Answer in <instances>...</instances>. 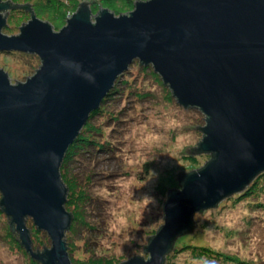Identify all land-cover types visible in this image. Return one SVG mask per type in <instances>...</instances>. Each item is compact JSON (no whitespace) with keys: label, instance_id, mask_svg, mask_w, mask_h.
<instances>
[{"label":"water","instance_id":"1","mask_svg":"<svg viewBox=\"0 0 264 264\" xmlns=\"http://www.w3.org/2000/svg\"><path fill=\"white\" fill-rule=\"evenodd\" d=\"M9 7L0 0V52L35 53L42 63L17 84L0 68V203L34 259L75 264L62 165L136 60L153 65L178 102L207 115L205 126L182 128L203 129L200 149L215 158L193 168L165 201V224L143 244L149 258L135 255L122 264H164L196 212L264 171V0H146L118 15L83 8L61 30L33 15L16 35L3 32ZM195 147L181 153L193 155ZM29 217L52 238L44 253L32 248Z\"/></svg>","mask_w":264,"mask_h":264},{"label":"rangeland","instance_id":"2","mask_svg":"<svg viewBox=\"0 0 264 264\" xmlns=\"http://www.w3.org/2000/svg\"><path fill=\"white\" fill-rule=\"evenodd\" d=\"M67 2L72 6L79 1ZM31 17L16 11L8 34H20V26ZM23 53L0 52V68L9 73L14 84L26 82L41 67L42 62L37 61L30 65V56ZM138 61L126 71L130 72L127 82H118L120 90L102 104L113 111L108 118L102 111L97 122L100 125L102 118L108 121L106 135L99 138L105 140V149L96 145L89 146L88 152L82 149L72 165L69 177H77V184L70 207L77 220L70 229L69 244L76 264L121 263L135 255L149 258L143 244L149 245L147 237L156 235L165 224L168 189L181 190L179 174L201 168L211 158L209 153H181L187 145L198 146L205 135L203 129L182 126H205L207 115L178 102L154 72L139 70ZM194 218L196 230L178 239L167 264H264V173L248 188L229 195L218 206L196 212ZM27 225L36 252L52 248L51 236L32 217ZM197 245L216 252L196 249ZM0 264H43L33 259L2 209Z\"/></svg>","mask_w":264,"mask_h":264},{"label":"trees","instance_id":"3","mask_svg":"<svg viewBox=\"0 0 264 264\" xmlns=\"http://www.w3.org/2000/svg\"><path fill=\"white\" fill-rule=\"evenodd\" d=\"M2 1H4V2H6V3H8L10 5L9 11L5 12V17L8 20V25L4 29H5V31L7 33L8 32L11 33L12 32L11 31L12 25H11V20L10 19L13 18V16H14L16 11H19L23 15H25L26 13H30L31 16L37 15L41 19H44V20H46L48 22H51L52 25L54 26V29L61 30V27H63L67 23V21L69 19V15H71V14H73V13H75V12H77V11L83 9V8L89 9L92 12L93 15L98 14L102 9H106V8L110 9L111 11H113L116 15H118V14H129V12H131L140 1H146V0H77V1H79L78 4L75 3V4H72V6L68 4L69 1L67 2V0H41V1H38L36 4L32 3V2H29V3L23 4V5L20 4V3H17L18 0H2ZM96 10H98L99 12H97ZM7 52H11V51H7ZM23 54L27 58H28V56H30V65H32V66L35 64L36 61L38 63L42 62L41 61V57L38 56L35 53H23ZM138 62H139V65H140V67H139L140 69L139 70H141V71H143V70H146V71L147 70H151L152 72H154V74H156L158 77H160L163 80L162 76L154 69L153 65L145 64V63H142L141 61H138ZM129 74H130V72L126 73L124 75V77H125L124 79L121 76V78H120L121 80L119 79L118 82H122L124 80L127 82L126 79H128L127 76ZM163 82H164V80H163ZM164 83H165V86L166 87L168 86L171 89V92L173 93V90L170 87V85L168 83H166V82H164ZM119 90H120V86L117 85L110 92V94L105 99V101L109 100L111 95L115 94ZM173 94H175V93H173ZM102 111L104 113L103 115L106 118H108L111 114H113L112 113L113 111H109L107 107L104 108V106L101 105L99 107V109L97 111H95L91 115L90 120H89L88 124L86 125V127L83 129L82 134L78 137V139L75 141V144L67 152L66 159H65V161H64V163L62 165L63 167L61 169L62 178L64 179V182H65V184L67 186V189L69 190V194L67 196L66 208L73 215L72 225L70 226L69 230L66 232V235H67L66 236V241H67V246H69L70 257H72L71 256L72 246H70V244H69V232H70V229L73 226V222L75 220H77L76 219L77 218L76 217V213L70 207L71 206L70 204L72 203L71 200H70V198H72V189L74 188L75 184H77V177H75V176L73 177L72 176V179H70L71 171H72L71 169L73 168L72 165H74L75 159H77L76 156L78 155V152L81 151L82 149H84L85 152H86V150L89 149V146H91V145L99 146L98 149H100V150L102 148H104L106 142H105V140L103 142L100 141L99 138H101L100 135H102V136L106 135V133L108 131V130H106L108 121H107V119L104 120V118H102V121H100V125L97 124V122L99 120V115L102 113ZM200 145H201V142L199 143V145L197 147L193 148V153H197V154H199V153L200 154L209 153L207 151H203L202 149H200ZM85 152L82 153V154H85ZM87 152H88V150H87ZM93 152L91 151L92 156H93ZM91 154H90V156H91ZM209 154H211V153H209ZM213 158H215V154H211L210 161H212ZM210 161H208L205 164V166ZM192 173H194V172L193 171L192 172H186V173H183L180 176V184L182 185V187H183V182H184L185 177H187L188 175H190ZM262 173H264V171H262ZM262 173H260L259 175H261ZM258 176L255 177L251 181V183L249 185H247L244 189H246L249 186H251V184H253L255 182V179L258 178ZM174 190H178V189H171V191L168 194L169 197H170L171 193ZM86 199L87 198L85 196V198H83V200L85 201ZM224 199H226V198H224ZM223 200H221L220 202H222ZM220 202H218V204ZM218 204H217V206H218ZM0 208L4 211V208L1 205V203H0ZM202 211H206V209H204ZM9 221H10L9 224H10L11 228L13 229V232H15L16 234H18L20 236V233L17 230V226H15V223H14L13 219L10 216H9ZM196 224H197V221L194 218L193 226L189 230H186L183 234H181L179 236H176V238L174 240V247L171 249L169 254L166 256L164 264L168 263L170 255L173 254V252H174V250L176 248L178 239H182L186 235L194 233V231L196 230L195 229L196 228ZM162 226L159 228V230L162 228ZM159 230H158V232H159ZM30 235L32 236L31 229H30ZM154 236L155 235L151 236L148 239V242L151 241V239ZM32 239H33V236H32ZM195 248L196 249L200 248L202 250L209 251L210 254H213L214 252H216V251H213L210 248H207V247L201 246V245H197V246H195ZM47 250L48 249H43V250H39V251H41V253H44ZM72 259H73V257H72ZM35 260H39V259H35ZM73 261H74V259H73ZM74 263H75V261H74ZM122 263H124V262L119 263L117 261V263H116L115 261L110 260V261H108L106 263H103V262L99 261V262H97L95 264H122Z\"/></svg>","mask_w":264,"mask_h":264},{"label":"built area","instance_id":"4","mask_svg":"<svg viewBox=\"0 0 264 264\" xmlns=\"http://www.w3.org/2000/svg\"><path fill=\"white\" fill-rule=\"evenodd\" d=\"M69 18H72V14H71V15H69Z\"/></svg>","mask_w":264,"mask_h":264}]
</instances>
